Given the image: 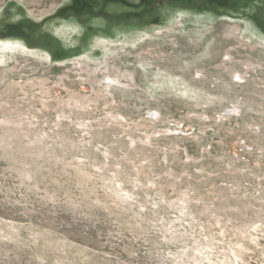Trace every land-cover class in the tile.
I'll return each instance as SVG.
<instances>
[{"label": "rangeland", "instance_id": "1", "mask_svg": "<svg viewBox=\"0 0 264 264\" xmlns=\"http://www.w3.org/2000/svg\"><path fill=\"white\" fill-rule=\"evenodd\" d=\"M0 264H264V0H0Z\"/></svg>", "mask_w": 264, "mask_h": 264}]
</instances>
